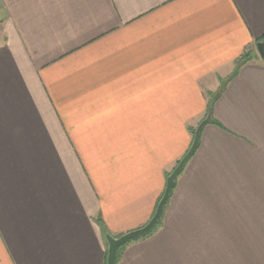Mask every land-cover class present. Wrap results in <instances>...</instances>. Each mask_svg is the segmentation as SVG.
Here are the masks:
<instances>
[{
  "label": "crops",
  "instance_id": "0c3cea01",
  "mask_svg": "<svg viewBox=\"0 0 264 264\" xmlns=\"http://www.w3.org/2000/svg\"><path fill=\"white\" fill-rule=\"evenodd\" d=\"M263 35L264 0H0V264H106L213 93L115 264H264Z\"/></svg>",
  "mask_w": 264,
  "mask_h": 264
},
{
  "label": "water",
  "instance_id": "95a60500",
  "mask_svg": "<svg viewBox=\"0 0 264 264\" xmlns=\"http://www.w3.org/2000/svg\"><path fill=\"white\" fill-rule=\"evenodd\" d=\"M256 50L261 58H264V38L256 42ZM215 97H212L210 99L208 107H207V113L206 116L197 124L196 128L194 129L193 137L191 144L188 148V150L182 155V157L179 159L177 164L173 167L171 172L166 177V183L163 190V193L158 200L154 213L150 217V219L141 227H138L136 229L127 231L125 233H122L118 236H113L109 232L104 233L105 241L107 243V250H106V264H115L116 260V252L117 249L125 244L126 242L138 238L140 236H144L147 234L153 226L158 222L164 205L166 201L168 200L171 190L174 186L175 177L180 172V170L184 167L186 161L191 157V155L194 153L195 148L197 146L199 133L201 131L202 126L210 120L211 117V110H212V104Z\"/></svg>",
  "mask_w": 264,
  "mask_h": 264
},
{
  "label": "trees",
  "instance_id": "16d2710c",
  "mask_svg": "<svg viewBox=\"0 0 264 264\" xmlns=\"http://www.w3.org/2000/svg\"><path fill=\"white\" fill-rule=\"evenodd\" d=\"M264 38V35L261 37V39H263ZM260 39V40H261ZM252 56H253V51H250V50H248V51H244L242 54H241V56H239L238 58H237V60H236V62H235V70L241 65V64H243L244 62H246V61H248V60H250L251 58H252ZM262 60H264V58H261ZM219 95V93H216V94H214V96H212V94L210 95V97H209V99H212V97H215V99L217 98V96ZM214 99V100H215ZM214 102V101H213ZM209 104V103H208ZM213 105V104H212ZM208 107V106H207ZM212 112V111H211ZM190 132H191V134L193 135V133H194V128L193 127H191L190 128ZM179 161V160H178ZM178 161H176V163H175V165L177 164V162ZM174 165V166H175ZM173 169V168H172ZM170 172H168V173H166V177L168 176V174H169ZM161 217V216H160ZM101 224V223H100ZM160 224V218H159V220H158V222L153 226V228L146 234V235H144V236H147L157 225H159ZM101 226H102V228H103V231H104V233L105 232H107L106 231V229L103 227V225L101 224ZM143 236V237H144ZM136 239V238H135ZM132 240H134V239H132ZM131 241V240H130ZM129 242V241H128ZM128 242H126V243H128ZM125 243V244H126ZM125 244H123V245H121L118 249H117V252H116V260H115V263H116V261H117V258H118V256H119V252H120V250L122 249V247L125 245ZM105 261H106V256H105Z\"/></svg>",
  "mask_w": 264,
  "mask_h": 264
},
{
  "label": "rangeland",
  "instance_id": "374dc122",
  "mask_svg": "<svg viewBox=\"0 0 264 264\" xmlns=\"http://www.w3.org/2000/svg\"><path fill=\"white\" fill-rule=\"evenodd\" d=\"M214 94H216V93H213V94H212V96H214ZM209 101H210V100H209ZM199 122H200V121H199ZM196 126H197V125H196ZM196 126H195V127H193V128L195 129V128H196ZM145 235H146V234H145Z\"/></svg>",
  "mask_w": 264,
  "mask_h": 264
}]
</instances>
